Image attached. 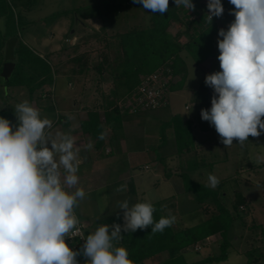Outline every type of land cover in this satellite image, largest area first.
<instances>
[{
	"label": "clouds",
	"instance_id": "9594fccd",
	"mask_svg": "<svg viewBox=\"0 0 264 264\" xmlns=\"http://www.w3.org/2000/svg\"><path fill=\"white\" fill-rule=\"evenodd\" d=\"M143 9L163 16L169 0H133ZM234 5V21L218 36L221 71L206 75L205 84L213 89L210 109H201V119L214 126L221 142L241 146L248 137L264 133V0H229ZM177 8L195 10L192 0H174ZM207 21L221 17V0H208ZM18 126L0 117V264H135L128 250L119 245L123 232L151 226V233H162L175 223L169 212L154 221L151 202L129 205L120 202L123 225L101 224L87 235L81 251H74L66 238L80 231L75 209L86 192L79 186L78 152L75 138L48 131L53 122L43 118L28 100L15 106ZM99 139H104L103 134ZM88 148H92L89 143ZM219 179L208 175V186ZM127 190L121 185L117 192Z\"/></svg>",
	"mask_w": 264,
	"mask_h": 264
},
{
	"label": "rangeland",
	"instance_id": "374dc122",
	"mask_svg": "<svg viewBox=\"0 0 264 264\" xmlns=\"http://www.w3.org/2000/svg\"><path fill=\"white\" fill-rule=\"evenodd\" d=\"M206 2L207 0L202 1L200 10L206 9ZM97 6L103 13L91 18H86L82 9L77 10L78 7H88L90 10ZM18 10L25 22L20 30L21 39L40 55L49 54L54 84L46 86L45 91L48 93L54 89L57 96L62 93H75L82 86L86 92H94L96 89L109 91L113 84L107 74L104 82L99 84L96 70L91 67L87 72L79 73L74 57L84 55L92 65L99 59V53L105 47V40L100 39L99 36L115 31H126L135 25L146 26L150 23L151 16L150 10L143 9L142 4L134 3L133 0H38V4L31 10L20 8ZM229 13V11L224 12L218 19L220 29L227 30L234 21L235 16ZM181 17V20L171 23L169 30L179 42L184 43L189 38L186 33L189 23L187 19L192 20L198 15L192 10H187L181 11ZM0 28H5L3 17H0ZM219 39L222 37L217 33V47ZM219 55L218 49L217 55L199 64L191 57L187 58L188 75L184 87L168 92L169 107L166 112L169 117L179 114L194 123L198 145L196 153L199 158L195 154H190L191 160L206 163L216 161L211 165L200 163L201 167L190 168L188 170L190 176L196 181L207 184L209 174L217 176L219 183L224 182L221 188L223 202L231 209L238 193L243 194L246 200L239 208L240 217L234 221L230 229L232 245L228 258L203 264H252L248 262L246 252L264 245V133L246 141L243 146L234 139L233 145L226 147L214 126L201 119V109L211 108V99L214 95L213 89L205 84V77L221 71ZM179 79L180 76H174V81ZM42 94L43 89H37L31 94L26 86H5L0 83V109L15 110L18 103L28 100L33 107L45 110L51 119L55 118L54 109L57 106L50 97H42ZM165 119L162 122L157 120V125L163 123ZM18 123L14 113L11 119L13 130ZM166 131L172 133V129L167 128ZM166 148L162 147V152L169 156H162L164 161L149 163L146 167L151 166L150 169H140L144 181L138 193L132 192L129 195L127 199L129 205H134L139 200L154 202L165 199V210L175 217V226L199 223L207 217V214L202 210H196L197 201L191 193L185 192L181 184L182 178L178 175L180 157L177 148ZM187 157L188 154L182 156L184 159ZM165 166L167 171L172 173L169 179L164 177L167 176ZM98 212L94 213L98 214ZM82 219L89 221L86 218ZM220 240V234L216 233L194 246L185 248L186 260L193 262L219 253ZM81 250L82 248L77 251ZM166 253H162L156 259H150L151 261L148 259L146 264H154L165 259L168 257ZM77 260L80 264H85L86 258L78 255Z\"/></svg>",
	"mask_w": 264,
	"mask_h": 264
},
{
	"label": "trees",
	"instance_id": "16d2710c",
	"mask_svg": "<svg viewBox=\"0 0 264 264\" xmlns=\"http://www.w3.org/2000/svg\"><path fill=\"white\" fill-rule=\"evenodd\" d=\"M202 1L192 0L196 6L194 12L198 17L192 20L187 19L189 23L186 33L189 38L184 43L176 39V36L170 32L169 27L173 21L181 20V11L186 12L187 9L182 6L177 8L174 0H169L168 11L163 16L151 12L150 23L146 26L135 25L126 31H115L111 34L99 36L100 39L105 40V47L99 53V59L92 65L89 64L84 55L74 57L79 73H85L92 67L99 76V84L104 82L107 75L111 79L113 86L108 91L102 105L106 112L104 121L109 123L115 114H119L118 101L131 93L145 76L161 66H170L173 75L175 77L180 76L178 81H169L167 84V91L169 92L184 87L188 75L187 58L191 57L199 64L218 54L216 35L220 30L218 25L220 17H213L211 23H209L206 18L208 0L205 10H200ZM221 3L224 12L234 10V5H231L229 0H221ZM37 4L38 0H0V17L4 18L5 26L4 29L0 28V83L5 86H26L31 94H34L37 89L45 90L46 86L54 84L53 67L49 62V54L46 56L40 55L29 47L20 36V30L25 22L18 8L31 10ZM80 9L84 11L86 18L103 13L98 6L90 10L88 7L77 8V10ZM12 36L19 38L15 48L16 67L11 77L4 80L1 76L5 62L4 47L7 39ZM14 113V110L0 109V117L7 118L10 122ZM82 126L86 132L99 134L103 129L100 114L94 113L88 121H83ZM168 127L174 129L177 154L180 157L178 175L182 178L183 188L185 192L191 193L197 201L196 210L204 211L207 217L203 221L190 226L177 227L173 224L162 233H151V226L143 230L138 229L135 232L122 231L123 239L120 243L126 246L129 258L135 264H146L148 259H156L164 252H167L168 257L154 264H203L226 260L232 245L230 229L234 221L240 217L238 212L240 206L246 201L245 197L243 194L238 193L231 209L223 202L221 188L224 182H220L215 188H211L207 183L194 180L188 171L190 168L201 167L200 163L201 165L208 163L211 165L216 161L206 163L191 160L190 154H195L198 157L196 153L198 151L197 137L194 132V123L191 120H187L179 114H174L169 121L162 124L161 137L163 140L166 137L165 131ZM253 138L249 136L248 140ZM184 154H188V160L182 158ZM160 158L164 161L163 157ZM165 169L166 175L171 176L172 173L167 171L166 166ZM151 203L155 208L154 221L158 222L162 216L169 215L165 210V199ZM99 222L108 225L114 223L123 225V212L107 216ZM216 233L221 236L219 253L208 255L193 262L186 260L185 248L194 246ZM246 254L249 263L264 264V245L263 247L250 249Z\"/></svg>",
	"mask_w": 264,
	"mask_h": 264
},
{
	"label": "crops",
	"instance_id": "0c3cea01",
	"mask_svg": "<svg viewBox=\"0 0 264 264\" xmlns=\"http://www.w3.org/2000/svg\"><path fill=\"white\" fill-rule=\"evenodd\" d=\"M83 87L75 93H62L60 96L56 95L54 89L48 93L43 90L42 97H50L57 106L54 109L55 118L51 119L43 109L39 111L43 118L52 120L53 126L48 131L53 137L57 133H63L75 138L74 150L78 152L79 160V186L86 192L84 200L75 211L81 219L89 220L86 222L82 219L89 235L99 225L104 224L99 221L108 214L123 212L119 209L120 202L127 200L132 192L138 193L144 181L140 169H150L151 166L146 167L149 163L156 164L159 160L162 161L160 157L169 156L167 153L163 154L162 147L175 148L176 141L173 127H168L172 129V133L165 131L166 137L163 140V123H156L157 120L162 122L165 118V121L172 118L173 115L169 117L166 112L169 105L136 113L119 108L120 113L115 114L107 123L103 120L106 112L102 105L108 91L96 89L94 92H86ZM94 113L100 114L103 125L99 134L86 132L82 126L83 121H88ZM101 134L104 139H99ZM89 143L92 144L91 149L88 148ZM181 184L183 185V181ZM121 185H127V190L117 192L116 189ZM95 211H99L98 214ZM120 242L119 245L126 248Z\"/></svg>",
	"mask_w": 264,
	"mask_h": 264
},
{
	"label": "built area",
	"instance_id": "2783aa9c",
	"mask_svg": "<svg viewBox=\"0 0 264 264\" xmlns=\"http://www.w3.org/2000/svg\"><path fill=\"white\" fill-rule=\"evenodd\" d=\"M174 80L170 66L163 65L154 72L145 76L142 82L125 97L118 101V107L122 111L136 113L139 111L155 110L169 104L167 84ZM76 212V211H75ZM80 223V231L74 236L70 234L66 243L74 250L83 248L87 232L86 225L76 213Z\"/></svg>",
	"mask_w": 264,
	"mask_h": 264
},
{
	"label": "water",
	"instance_id": "95a60500",
	"mask_svg": "<svg viewBox=\"0 0 264 264\" xmlns=\"http://www.w3.org/2000/svg\"><path fill=\"white\" fill-rule=\"evenodd\" d=\"M17 36H12L7 39L4 47V59L5 62L3 64V69L1 72V76L4 78V80H8L15 67H16V52L15 48L18 42Z\"/></svg>",
	"mask_w": 264,
	"mask_h": 264
}]
</instances>
